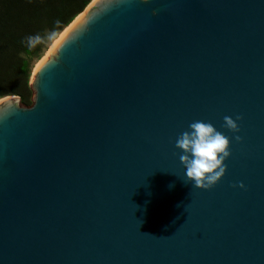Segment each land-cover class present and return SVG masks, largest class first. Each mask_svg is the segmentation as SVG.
I'll list each match as a JSON object with an SVG mask.
<instances>
[{"label":"water","instance_id":"1","mask_svg":"<svg viewBox=\"0 0 264 264\" xmlns=\"http://www.w3.org/2000/svg\"><path fill=\"white\" fill-rule=\"evenodd\" d=\"M77 17L31 105L0 100V264H264V0H92ZM197 120L230 137L206 190L175 147Z\"/></svg>","mask_w":264,"mask_h":264},{"label":"trees","instance_id":"2","mask_svg":"<svg viewBox=\"0 0 264 264\" xmlns=\"http://www.w3.org/2000/svg\"><path fill=\"white\" fill-rule=\"evenodd\" d=\"M92 0H0V98L17 96L31 105L25 86L31 64L50 39L80 14ZM41 37L29 47L28 38ZM33 71V70H32Z\"/></svg>","mask_w":264,"mask_h":264},{"label":"clouds","instance_id":"3","mask_svg":"<svg viewBox=\"0 0 264 264\" xmlns=\"http://www.w3.org/2000/svg\"><path fill=\"white\" fill-rule=\"evenodd\" d=\"M41 42L40 36L29 37V47ZM241 119L237 116L236 120ZM225 127L233 133L239 131L231 117H225ZM239 141L241 138L236 136ZM175 147L182 153L185 182L198 189H209L225 174V161L230 157V137L217 130L210 122L197 120L189 125L176 139ZM240 187H243L241 184Z\"/></svg>","mask_w":264,"mask_h":264},{"label":"rangeland","instance_id":"4","mask_svg":"<svg viewBox=\"0 0 264 264\" xmlns=\"http://www.w3.org/2000/svg\"><path fill=\"white\" fill-rule=\"evenodd\" d=\"M79 15V14H78ZM77 15V16H78ZM76 16V17H77ZM76 17L74 18V20L76 19ZM73 22V21H72ZM71 22V23H72ZM70 23V24H71ZM69 24V25H70ZM68 25V26H69ZM65 29V28H64ZM63 29V30H64ZM63 30H61L60 32H57V34H55L51 39H50V41L48 42V44H47V46H46V48H45V50H44V52H43V54L41 55V57L38 59V60H35L34 62H32V64H31V73H30V77H29V79H28V82H27V84L26 85H24L25 86V89H26V91L29 93V95H30V97L32 96V92H31V90H30V88H29V80H30V78H31V75H32V70L34 69V67L39 63V61H41L42 60V58L45 56V54L47 53V51L50 49V47L52 46V44H53V42L56 40V39H58V36L61 34V32L63 31ZM1 99H3V98H0V100Z\"/></svg>","mask_w":264,"mask_h":264},{"label":"bare ground","instance_id":"5","mask_svg":"<svg viewBox=\"0 0 264 264\" xmlns=\"http://www.w3.org/2000/svg\"><path fill=\"white\" fill-rule=\"evenodd\" d=\"M79 18V17H77ZM77 18L75 20H77ZM75 22V21H74ZM73 22V23H74ZM72 23V24H73ZM72 24H70L68 27H66L62 32L61 34L58 36V39H56L52 46L50 47V49L47 51V53L45 54V56L42 58L41 61H39V63L34 67L33 71H32V75L34 74L35 70L38 68V66L42 63L43 60H45V58L48 56V54L51 52V50H53V48L58 44V42L63 38V36L67 33V31L70 29V27L72 26ZM31 75V76H32Z\"/></svg>","mask_w":264,"mask_h":264}]
</instances>
